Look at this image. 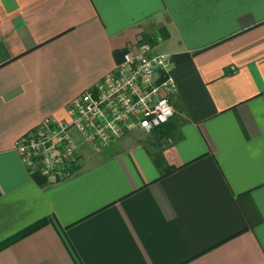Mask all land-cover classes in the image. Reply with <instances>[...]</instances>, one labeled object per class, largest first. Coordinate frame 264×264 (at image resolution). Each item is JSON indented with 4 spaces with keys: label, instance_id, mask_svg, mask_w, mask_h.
<instances>
[{
    "label": "crops",
    "instance_id": "crops-1",
    "mask_svg": "<svg viewBox=\"0 0 264 264\" xmlns=\"http://www.w3.org/2000/svg\"><path fill=\"white\" fill-rule=\"evenodd\" d=\"M141 40L170 120L29 173L15 141ZM41 221L0 264H264V0H0V243Z\"/></svg>",
    "mask_w": 264,
    "mask_h": 264
},
{
    "label": "built area",
    "instance_id": "built-area-1",
    "mask_svg": "<svg viewBox=\"0 0 264 264\" xmlns=\"http://www.w3.org/2000/svg\"><path fill=\"white\" fill-rule=\"evenodd\" d=\"M149 47L141 40L123 53L115 71L69 104L68 121L44 119L15 141L14 151L29 173L55 181L73 174L79 145L69 135L71 129L84 143L103 148L128 132L149 134L170 120V99L177 92L170 57L149 54Z\"/></svg>",
    "mask_w": 264,
    "mask_h": 264
},
{
    "label": "trees",
    "instance_id": "trees-1",
    "mask_svg": "<svg viewBox=\"0 0 264 264\" xmlns=\"http://www.w3.org/2000/svg\"><path fill=\"white\" fill-rule=\"evenodd\" d=\"M44 224H45L44 221L38 222V223H36L35 225H33V226H31V227H29V228H27V229L21 231L20 233H18V234L15 235L14 237H12V238H10V239H8V240H6V241L0 243V250H1L2 248H4L5 246L9 245L10 243H12L13 241L18 240V239H20V238H23L24 236L30 234V233L33 232L34 230H36V229L40 228L41 226H43Z\"/></svg>",
    "mask_w": 264,
    "mask_h": 264
},
{
    "label": "rangeland",
    "instance_id": "rangeland-1",
    "mask_svg": "<svg viewBox=\"0 0 264 264\" xmlns=\"http://www.w3.org/2000/svg\"><path fill=\"white\" fill-rule=\"evenodd\" d=\"M136 133V132H135ZM137 134H138V132H137ZM69 135L72 137V138H74V139H76L77 140V137L79 136L77 133H76V131L74 130V129H71L70 130V133H69ZM81 138V137H80ZM82 140V139H81ZM80 140V141H81ZM79 141V140H78ZM83 142V141H82Z\"/></svg>",
    "mask_w": 264,
    "mask_h": 264
}]
</instances>
